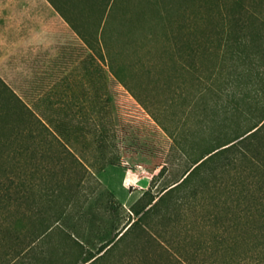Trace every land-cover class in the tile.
<instances>
[{"label": "trees", "instance_id": "1", "mask_svg": "<svg viewBox=\"0 0 264 264\" xmlns=\"http://www.w3.org/2000/svg\"><path fill=\"white\" fill-rule=\"evenodd\" d=\"M47 1L124 87L134 72L125 53L143 42L145 57L134 62L148 83L165 89L189 78L197 110L187 129L164 127L183 169L162 167L126 220L106 189L109 202L86 207L102 183L0 78V249L26 242L31 250L0 264H264V0H100L96 27L68 17L70 0ZM117 19L126 26L116 38L122 65L107 37ZM33 162L46 163V178ZM65 218L76 234L61 227ZM97 230L113 235L89 247Z\"/></svg>", "mask_w": 264, "mask_h": 264}, {"label": "rangeland", "instance_id": "2", "mask_svg": "<svg viewBox=\"0 0 264 264\" xmlns=\"http://www.w3.org/2000/svg\"><path fill=\"white\" fill-rule=\"evenodd\" d=\"M99 3L100 0H70L69 8L66 7L68 17L75 24L82 22L84 26L96 27L101 12ZM126 3L131 5V0ZM121 11L117 10L118 17ZM108 28L107 37L115 38L112 44L114 61L122 65L125 63L123 43L117 42L116 38L117 30L126 26L117 19ZM138 45L142 47L138 52L127 50L125 53L128 55L126 62L134 63L133 75L128 74V89L111 73L109 60L100 61L53 7L44 12L39 0H0V67L6 70L4 73H10L2 79L6 88L20 97L101 181L102 186L90 195L86 207L99 205L100 201L109 202L102 196L106 189L114 194V202L121 205V214L126 220L131 205L149 188L162 167L174 174L183 169L180 161L183 154L177 147V140L164 127L173 134L184 127L187 129L194 122L193 115L197 110L189 102L192 92L189 78L182 84L178 78L165 89H154L153 84L148 83L144 68L134 62L146 54V45L143 42ZM159 48L160 45L152 48L154 61L158 59ZM20 70L24 72L20 73ZM0 89L6 90L3 86ZM184 123L187 126L183 127ZM37 155L42 156L43 152ZM31 156L28 151L19 162L28 161ZM39 164L42 165L40 175L46 178V163ZM123 167L129 168L128 179L134 183L128 193L115 186L117 168ZM57 170L60 173L61 169L57 167ZM137 171L145 174L148 181L140 186L141 192L137 190L139 184H135ZM90 181L79 193L82 199L91 193L89 186H94V180ZM93 217L108 220L98 211ZM60 225L65 231L76 234L73 220L65 218ZM32 229L29 226L24 233L29 235ZM112 235L105 232L99 236L97 230L89 247L99 245ZM53 241L61 242L56 237ZM17 244L12 242L0 249V257L3 259L7 254L11 258L18 254L30 259L31 250L27 251L26 242Z\"/></svg>", "mask_w": 264, "mask_h": 264}, {"label": "crops", "instance_id": "3", "mask_svg": "<svg viewBox=\"0 0 264 264\" xmlns=\"http://www.w3.org/2000/svg\"><path fill=\"white\" fill-rule=\"evenodd\" d=\"M39 4L41 5V9L42 11L44 12H47V8H52L53 6L47 1V0H39ZM54 9V8H53ZM55 10V9H54ZM56 11V10H55ZM50 13V9L48 11ZM57 12V11H56ZM58 13V12H57ZM59 14V13H58ZM60 15V14H59ZM26 71H28L29 73L31 72V69H26ZM6 72V70L3 68V67H0V78L1 79H5L6 77L9 76V74H6L4 73ZM13 72V71H12ZM15 72V71H14ZM24 71L23 70H20V73H23ZM8 73V72H7ZM116 168V167H115ZM118 173H117V176L115 178V186L117 187V189H119L121 192L123 193H128V190L131 188V186H134L132 184L131 181H129L128 179V175H127V172H131L130 170H127V169H124V168H117ZM135 177H136V183L135 184H139L138 186V191H142L140 189V186H142V184H147V179H146V176L145 174H143L141 171H137V173L135 174ZM101 182V181H100ZM104 184H106L108 186V183L104 182ZM129 183V185H127ZM109 188H111V186H108ZM112 189V188H111ZM114 192L116 190L112 189Z\"/></svg>", "mask_w": 264, "mask_h": 264}]
</instances>
